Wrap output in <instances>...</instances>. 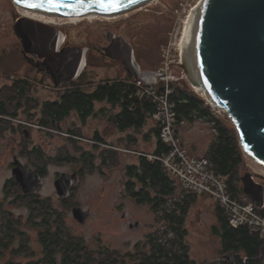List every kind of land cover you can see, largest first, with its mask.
Masks as SVG:
<instances>
[{
    "label": "rangeland",
    "instance_id": "1",
    "mask_svg": "<svg viewBox=\"0 0 264 264\" xmlns=\"http://www.w3.org/2000/svg\"><path fill=\"white\" fill-rule=\"evenodd\" d=\"M201 1L202 0H153L144 6L119 14L116 17H95L93 19L74 21V19L71 18L57 16L52 18L48 17V19L46 18L45 20L52 22V24L48 23L47 25H51L62 32L65 37L63 45L66 47L87 49V59L89 54L93 55L95 64L94 66H88L87 64L84 79L85 82L91 83V85H89L91 87L100 81L126 78L127 73L120 64L114 61L111 62L112 60L108 58L104 59L100 57L103 49L109 44V35L124 39L134 50L136 49V53L134 52V54L143 71H150L152 68H154V70H164L167 66L166 58L170 55V64H172L173 71L176 74L184 73L185 78L183 82L189 85L186 80L187 73L184 71L186 67L182 62L178 64L182 59L178 45L183 44L182 35L186 23L192 12L198 8ZM0 3L2 43L5 44L6 42H3V38L8 36L10 26L14 25L19 18L23 17L22 13L24 11L20 9L18 7L19 5H16L13 0H0ZM40 23L46 24L45 22ZM5 56H9L13 58L14 61L18 62L19 76H22V73H28L29 67L23 62L19 51L15 52L13 48H10V51L4 54V57ZM3 63H5V60ZM8 63H10V61ZM14 69L15 68H10L9 66H3L2 68L5 75L10 74ZM1 83L5 82L2 81ZM36 85V90L33 88V92H31V96L34 99H52L57 97L56 93L53 92L51 88L45 89V84ZM89 86H86V84L84 85L86 90L90 89ZM201 95L203 96V94ZM95 107L96 110L105 108L107 113L118 110H114L112 106L107 103L97 104ZM210 107H212L214 111H217L214 106L210 105ZM20 114L25 113L21 112ZM217 115L221 119H227L223 110H220ZM97 116H101V118L94 120V122L91 123L93 127L90 129L100 131L105 129L102 134L104 138L110 142V146L113 148L118 147L116 149H125H120V152L122 156H127L123 157L122 160L117 158V165H115V167L109 168L106 165L101 168L100 172L96 171L90 173L83 170L80 177L81 184L78 192H75L71 201L67 199V203L62 205L66 209L65 224L72 235L80 237L81 240L85 242L89 250L95 249L96 246H104L109 250H113H108V253H117L123 257L126 253L132 251L134 245L142 244L147 241L148 236L155 235L160 227V224L156 223L153 213L144 207L135 205L134 202L125 195L123 188L124 177L122 168L125 165L137 163V156L133 153L130 154L126 150L151 154V152H153L155 139L149 132V128L152 126L149 122L138 134L132 130L126 133H118L114 128L110 127L107 117L99 114ZM101 119L103 121H101ZM17 124L21 126V128L25 127L24 130L29 126V130H34L33 135L35 137L39 134L35 128L28 124H19V122ZM181 127L185 129L181 130L179 139H181V142H186L188 145L192 146L197 152L206 148L213 138V131L208 124H203L202 122L196 124L184 123ZM146 132L148 134H145ZM44 133L45 132L42 134V140L45 143L44 160L47 162L57 155L60 156V153L56 154L58 152L57 149H60V151L69 150L70 156H80V149L75 151L71 147H63L65 145H62L60 139L55 137V133L48 135ZM23 134L24 132L21 133V141L27 138L23 137ZM10 135L11 134L8 133L4 142L0 145V208L2 209L0 215L3 216L5 222H8V220L12 218L17 220L20 223L19 225H29L26 218V211L23 210V208L21 209V207L26 204L20 202L21 206H18L17 204L19 203H15L13 199V195L18 193V191L13 190V192L8 195L4 191V184L7 180L12 178L10 164L13 154L9 151L11 149L7 150V148H4L7 145H13L14 139L10 138ZM126 135H136V143L130 144L125 142ZM146 136H150L148 140ZM26 142L27 141H24V143ZM82 143L85 146L83 152L95 154L96 159L94 163L96 166L101 167L102 158L99 156V151L105 148L99 146L98 149H95L93 147L94 145L91 143ZM179 147L183 150L180 145ZM183 151L186 153L185 150ZM23 154H19L18 156L24 158V164L31 166L30 158ZM245 161V172H251L264 180V167L248 159L246 156ZM41 163H44L43 160L40 161V165ZM41 166L44 167L43 165ZM46 166H48L46 168L47 177L43 182L39 196L40 198L49 199L51 204L55 207L58 205L56 204L57 197L55 196L53 181L57 178L56 174L71 172L72 165L67 162H53L52 164L48 163ZM258 183L264 184L262 181ZM71 203L81 206L85 211L87 210L90 212V217L84 224L76 223L71 214L68 213L69 211L67 210L72 206H70ZM118 209H121V211L119 212ZM216 210V203L210 196L200 195L189 211L186 221V245L189 248L190 258L193 259L196 264L221 263L219 238L211 231L212 226L217 224L215 218ZM122 213L126 214V218L121 216ZM135 222L140 223V226L130 229L128 223L133 224Z\"/></svg>",
    "mask_w": 264,
    "mask_h": 264
},
{
    "label": "trees",
    "instance_id": "2",
    "mask_svg": "<svg viewBox=\"0 0 264 264\" xmlns=\"http://www.w3.org/2000/svg\"><path fill=\"white\" fill-rule=\"evenodd\" d=\"M134 52L136 53V49ZM100 57L107 59L103 53ZM87 64L94 66L92 54L88 55ZM153 70L154 68L150 71ZM84 79L85 72L76 81L67 85L70 88L59 96L60 102L54 103L33 101L34 98L31 96L33 85L28 80L20 79L15 81L12 86H4L0 89V132L8 128L7 126L11 122L9 119L17 118L21 112L26 113L39 107H41L44 117L43 124L49 127L52 120H57L63 115L78 113L83 117H88L92 114L96 116L99 114L107 117L110 127L114 128L116 132L126 133L132 130L138 134L151 120L150 116L154 111V105L139 95L136 81L128 74L125 79L100 81L93 87L89 86L91 83L85 82ZM85 84L90 89L86 90ZM170 87L172 94L169 96V100L174 107L177 125L193 124L197 120H203L210 126V129L213 130V138L204 158L211 162L216 173L221 175L226 193L232 199L245 204L246 199H244L241 184V177L244 175L246 165L245 155L231 121L214 115L211 109L205 105L204 98L196 94L186 82L171 83ZM102 103H107L114 110H118L110 113H107L105 108L96 110L95 106ZM3 123L6 125L3 126ZM153 123L154 127L149 131L155 139L153 152L151 154L138 152L135 154L137 163L125 165L122 168L125 195L135 205L145 207L153 215L156 214V222L161 223L157 233L147 237L151 252L141 253L143 261L137 264H196L190 258L189 248L186 245V221L191 207L200 195L188 194L181 197L178 183L162 167L161 163L157 160L147 159L148 155L157 156L164 152L167 153L169 150V147L159 138L160 124ZM26 128L29 129V126ZM24 129L25 127H22L18 130L23 133ZM135 137L136 135H126L124 141L135 144L137 141ZM146 137L148 140L150 136ZM99 146L94 145L93 147L98 149ZM107 149L111 148L105 147L104 150L99 151V156L102 158L101 167L94 163L95 154L81 152L79 162L83 170L93 173L100 172L101 168L106 165L109 168L115 167L117 152ZM23 155L28 156L27 153ZM35 155L37 160L39 158V161L47 162L42 154ZM48 163L52 164V161L50 160ZM14 180L11 178L4 184V191L7 195L13 190L20 191L19 185ZM15 200V203H19L18 206H21L20 202H24L29 210L39 212V217L46 230L42 243L45 256L51 259L49 264H54L52 260L57 255L65 258V264H76L75 259L79 257L95 256L90 253L92 251L88 250L83 240L64 238L63 231L60 230L63 220L50 201H39L33 196H22L21 199ZM216 209L217 224L212 226L211 231L220 240L221 258L224 254L225 256L232 254L235 264H263L264 236L261 237L259 233H250L246 227L232 228L228 224L226 214L217 204ZM256 213L264 216V209H256ZM19 224L12 218L4 223L1 227L4 237L1 240H11L12 229H15ZM53 226L56 227L55 232L51 231ZM6 228L8 232H6ZM104 257L122 258L117 253H107V256ZM224 263L221 261L220 264ZM114 264L124 263L116 262Z\"/></svg>",
    "mask_w": 264,
    "mask_h": 264
},
{
    "label": "water",
    "instance_id": "3",
    "mask_svg": "<svg viewBox=\"0 0 264 264\" xmlns=\"http://www.w3.org/2000/svg\"><path fill=\"white\" fill-rule=\"evenodd\" d=\"M151 0H117L116 6L105 10L97 0H56L61 6L49 7L47 0H13L19 6L39 3L31 8L52 16H74L94 12L119 15L146 5ZM107 3L108 0H105ZM197 31V66L216 107L223 110L234 126L244 155L264 167V0H202ZM25 61L45 73L55 88L76 81L87 65V49L62 47L65 37L57 28L19 18L14 24ZM104 55L120 62L125 72L144 85H153L159 76L154 71L141 72L132 46L124 39L109 35ZM37 58V59H36ZM187 73V69L184 70ZM187 80L194 82L187 73ZM208 100V99H207ZM11 176L25 195L35 193L42 182L14 157ZM78 184L77 173L70 178L61 174L54 182L60 198H67L72 186ZM244 199L257 209L264 208V185L253 174L241 177ZM79 224L90 212L81 207L71 211ZM125 217V215H124ZM136 223L130 228L139 227ZM226 264H235L232 254L223 257Z\"/></svg>",
    "mask_w": 264,
    "mask_h": 264
},
{
    "label": "flooded vegetation",
    "instance_id": "4",
    "mask_svg": "<svg viewBox=\"0 0 264 264\" xmlns=\"http://www.w3.org/2000/svg\"><path fill=\"white\" fill-rule=\"evenodd\" d=\"M0 6H1V3H0ZM3 42H6V43L5 44L2 43V33H1V26H0V83L2 81L5 82V83L0 84V89H2L6 85L12 86L15 81H18L20 79H25V80H28L33 85V88L37 86L36 84H42V85L45 84L44 86L46 87L45 89L51 88L52 91L55 92L57 95V97L52 98V99L37 98V99H34L33 101L36 100L37 102H42V103H54L57 101L60 102L61 99L59 98V96L62 93H64L65 90L69 89L70 87H67V85L73 82L68 83V84H62L58 88H55L53 83L51 82V80L45 73H41L36 68L29 65L21 54V45H20L19 38L17 37L14 31V25L10 26V31L8 33V36L3 38ZM62 47H66V46L62 45ZM10 48H13L15 52L17 51L20 52L23 62L27 65V67H29L28 73L27 72L22 73V76H19V71H18V66H17L18 62L14 61V59L9 56L4 57V54L10 51ZM4 60H5V63H3ZM9 61L10 63H8ZM117 63L120 64V66L123 68L120 62H117ZM3 66H6V67L9 66L10 68H15V69L10 74L5 75L2 70ZM140 69H141V66H140ZM141 72H145V71L141 69ZM98 118H101V116H96L92 114V115H89L88 117H83L82 115L78 113H71L69 115H63L59 117L57 120H52L50 124L51 126L49 127L43 124L44 117L41 112V107H39V108L31 109L25 114H19L17 118L9 119L11 122H10V125L7 126L8 128L4 129L3 132H0V145L4 142V139L7 136V134L10 133L11 134L10 138L14 139L13 145H7L4 148H7V150L11 149L9 151L13 154L11 158L12 162L10 164L11 174H12V169H13L14 157H16L17 160L20 161L28 169L29 172L37 175L40 181L42 182L39 186L36 187L35 193L32 195H25L22 192V189L18 186V189H20V191L17 190L18 193L13 195L14 202H16L15 199L19 200L22 198V196H33L36 198V200H39V201L47 200L46 198H40L39 193H40V190L42 189L43 182L45 178L47 177L46 168L48 166L46 165L48 164V162L41 163V165L44 166L42 167L40 165L39 158L37 160L36 159L37 156L35 155V154H42L44 156L45 154L44 153L45 143L42 140L43 132H45L44 134L46 135L55 133L56 134L55 137L60 139L62 145H65L63 146L65 148L71 147L75 151L80 149V152H83V148L85 146L83 145L82 142H87V143H91L94 145H100L103 148L105 147L111 148L107 150H113V151L115 150L117 152L116 157L120 160H122L123 157H126L127 155L122 156V153L120 152V149L122 148L116 149L118 147L113 148L110 146V142H108L104 138V135L102 134V132L105 131V129H103L102 131L90 129L91 127H93L91 123H93L94 120H98ZM101 121L103 120L101 119ZM14 122L16 123V125ZM18 122L19 124L25 123L35 128L39 132L37 137L33 135L34 130L32 129L23 130L24 135H25L24 137H27L26 140L24 138L23 139L24 141H27V142L24 143V141H21V132L18 130V129H21V126L17 124ZM2 125L5 126L6 124L3 123ZM122 150H125V149H122ZM57 151L58 152L56 154L60 153V156L57 155L52 160L50 159L52 163L60 162V161L61 163L67 162L71 164L72 167H71V172L69 173L56 174L57 178H55V180L53 181V188H54V182L59 178L61 174H66L68 178H70L74 173H77L78 184L70 188L69 196L67 198L58 197L55 191V188H54L55 196L57 197L56 204L58 206L54 207L53 205V207L60 214L63 220V226L60 227V230L63 231L64 238L69 237V238H73L77 240L81 238L75 235H72L70 231L68 230V228L66 227V224H65L66 223L65 221L66 209L62 205L67 203L68 201L67 199L71 201L72 197L75 195V192H78L79 186L81 184L80 177H81L83 168L81 167V164L79 162L80 158L77 157L76 155L70 156L69 150L60 151V149H57ZM126 151L128 152V150ZM23 153L28 154L27 157H29L31 160V164H30L31 166L24 164L23 163L24 158L22 156H18L19 154L21 155ZM12 179L14 180L13 177ZM254 180L256 182L262 181L264 183V180H262L258 176H255ZM14 197H17V198H14ZM47 201H49V199ZM70 206H71L70 209L67 210L69 211L68 212L69 214H71V211L73 208L81 207L76 204L74 205V203H71ZM22 208L23 210L26 211V214H27L26 218H27V222L29 223V225H18L15 227V229L11 228L13 235L11 237V240L9 241L1 240L4 237L2 235L3 233L1 232L2 231L1 227L3 223H7V222H5L3 220V216L0 215V261H1L0 264H49L51 259L45 256V250H44V246L42 243L43 235L44 233H46V230H45L42 220L39 217V212H35V210H29L28 207L26 206H22L21 209ZM1 211L2 209L0 208V213ZM118 211L120 212L121 209H118ZM124 215L126 216V214L122 213L121 216L124 217ZM154 219L155 221L157 220L156 214H154ZM75 222L78 223L77 221ZM136 223L138 222H135L133 224L128 223V227L130 228V226H134ZM158 224H161V223H158ZM55 229H56L55 226L51 227L52 232H55ZM3 230H5V228H3ZM6 232H8L7 228H6ZM108 250L109 249L105 248L104 246H101V247L96 246L95 249L89 250V251H92L90 252L91 254L95 255L94 257H90V258L79 257L75 259V262H77L76 264H106V263L114 264L116 262L124 263V264H137L143 261V258L141 257V253H150L151 247L147 243V241L142 244H136L133 246V249L130 253H126L122 258H119V259H115L113 257H104V256H107ZM109 251H113V250H109ZM224 256L225 254L221 258V261L223 262H225L223 260ZM52 262H54V264H65V258L61 257V255H57V256H54V259L52 260Z\"/></svg>",
    "mask_w": 264,
    "mask_h": 264
},
{
    "label": "built area",
    "instance_id": "5",
    "mask_svg": "<svg viewBox=\"0 0 264 264\" xmlns=\"http://www.w3.org/2000/svg\"><path fill=\"white\" fill-rule=\"evenodd\" d=\"M178 49L180 51V44ZM166 62L167 66L164 70H157L159 76L155 85L146 86L140 81L135 82L139 95L153 103L154 111L150 118L160 124L159 138L169 147L167 153L157 156L148 155L147 159L161 163L169 175L178 182L181 197L188 194L208 195L224 211L232 228L246 227L250 233L264 236V216L256 213L254 204L250 202L241 204L232 199L226 193L221 175L216 173L211 162L205 158H190L180 149L176 133L178 126L176 114L169 96L172 94L171 83L184 80L185 75L173 71L170 55L166 58ZM178 64H181V61ZM209 104L206 101V105ZM212 111L217 115L220 109L217 111L212 109Z\"/></svg>",
    "mask_w": 264,
    "mask_h": 264
},
{
    "label": "bare ground",
    "instance_id": "6",
    "mask_svg": "<svg viewBox=\"0 0 264 264\" xmlns=\"http://www.w3.org/2000/svg\"><path fill=\"white\" fill-rule=\"evenodd\" d=\"M152 1L153 0L149 1L148 3ZM18 7L24 11L22 15L25 19L34 20V21L37 20L36 22L38 21L45 22L46 25L48 23L52 24L51 21H46L45 20L46 18L48 19V17L50 18L57 17V16L45 14L41 11L34 10L31 8H25L22 6H18ZM201 8H202V2H200L198 8L192 12V14L190 15V18L188 19L186 23L185 30L182 35L183 44H180V52H181V57H182L181 62L186 67L185 69H187V73L189 74L190 79H192L194 82V89L197 92L203 94L204 98L208 99L209 103L216 108V104L209 97V94L204 86V83L201 79L198 66H197L196 42H197V31H198V24H199V19H200ZM116 16L117 15L109 16V15H101V14H97L94 12H90V13L82 14V15L67 16L66 18H71V19H74V21H79L81 19H93L95 17L110 18V17H116Z\"/></svg>",
    "mask_w": 264,
    "mask_h": 264
},
{
    "label": "crops",
    "instance_id": "7",
    "mask_svg": "<svg viewBox=\"0 0 264 264\" xmlns=\"http://www.w3.org/2000/svg\"><path fill=\"white\" fill-rule=\"evenodd\" d=\"M149 123H151L152 124V126H151V128H149V131L154 127V123L151 121V120H149L148 121ZM198 122H202L203 124L205 123V124H207L205 121H203V120H197L195 123H193V124H196V123H198ZM149 123H147V125L149 124ZM146 125V126H147ZM181 126V125H180ZM178 127V138H179V136H180V134H181V130L182 129H185V128H183V127ZM145 134H148L147 132L145 133ZM151 134V133H150ZM151 136H153L152 134H151ZM179 141H180V146H181V148L183 149V150H185L186 151V153H187V155L188 156H190V157H196V158H202V157H205V155H206V153H207V150H208V147H209V144H208V146H206V148H204L202 151H196V150H194L193 149V147L192 146H190V145H188L186 142H181V139H179ZM131 144V143H130Z\"/></svg>",
    "mask_w": 264,
    "mask_h": 264
},
{
    "label": "snow or ice",
    "instance_id": "8",
    "mask_svg": "<svg viewBox=\"0 0 264 264\" xmlns=\"http://www.w3.org/2000/svg\"><path fill=\"white\" fill-rule=\"evenodd\" d=\"M17 2H20V0H17ZM47 3L49 5V7L53 8V9L61 6L59 3L56 2V0H47ZM97 3L99 4L100 7L107 10V9L114 8L116 6L117 0H108L107 3L105 2V0H97ZM25 6L29 7V8H39L42 5L39 3L26 2Z\"/></svg>",
    "mask_w": 264,
    "mask_h": 264
}]
</instances>
